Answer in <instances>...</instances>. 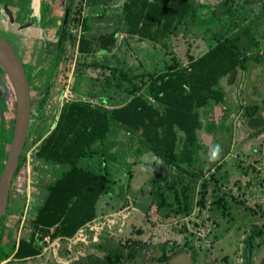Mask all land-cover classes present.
I'll return each mask as SVG.
<instances>
[{"label": "rangeland", "instance_id": "obj_1", "mask_svg": "<svg viewBox=\"0 0 264 264\" xmlns=\"http://www.w3.org/2000/svg\"><path fill=\"white\" fill-rule=\"evenodd\" d=\"M67 1L40 0L39 4L33 1L30 6V0H0V33L10 40L18 41H14L13 48L29 80L31 113L20 153L23 160L13 175L8 201L1 215L2 219L7 213L0 229V248L6 253L10 251L8 246L16 242L17 238L29 236L32 231L31 218L44 193V187L60 173V166L39 160L32 153L42 135L50 128L61 102L84 95L89 78L96 79L95 82L97 78L105 82V91L110 97V93L114 92L110 84L106 83L111 72L99 66L92 68L82 64L83 58L77 54L73 39L79 32V22L68 25L67 21L66 27L70 34L63 43L59 58L53 61L55 39ZM2 2L7 3L12 11V23L7 21L1 8ZM121 2L103 0L99 4H87V0H73L70 8L76 9L74 15L87 18L88 33H97L116 25L114 18L108 17L119 13ZM223 9L225 11L216 20L208 10L197 11L195 28L187 20L186 28L180 27L175 35L170 36L165 49L157 44L145 45L137 38L118 31L115 47L118 60L110 61V64L116 63L126 69L132 66L135 71L140 68L156 71L162 69L171 58L184 64L188 54H199L216 37L228 34L241 24L250 27L258 44L252 52L256 54L255 58H248L244 67L237 68L220 80L223 99L218 104L210 105L205 115L207 120L213 121L214 127L211 131L203 127L197 132L200 148L195 155L193 169L210 166L206 176L211 175L204 206L196 202L200 179H188L185 214L169 217L160 215L157 192L162 177L160 171L152 169L158 160L143 152L133 164L131 153L135 148L134 143L128 141L122 132L108 133L105 143L115 141L108 149V153L115 158L98 151L97 148L104 144L101 142L94 144L79 162L84 167L101 170L104 161L109 170L106 192L96 204V236L94 230L84 224L79 228L83 233L81 240L74 234L52 240L45 236L35 242L39 248L38 254L22 260H8L3 264H99L109 252L121 253L120 259L114 264H164L156 259L158 245H173L174 242L191 245L203 259L214 261L213 264H234L239 260V248L232 250L234 246L228 250L229 263L222 261L219 256L223 248L222 240L234 231L233 225L238 240L246 231L245 228H238V225L242 220L247 222L251 218L241 209L246 206L264 209V154L253 153L248 149V142L241 143L247 136L243 108L264 96V0H227ZM30 10L36 14L39 12V17H29ZM29 20L30 25L18 28L20 23ZM38 28L41 29V36L37 34ZM113 95V99L119 100L125 94L116 90ZM4 96L7 100L5 108L0 110L1 129L8 126L14 114L11 87L5 90ZM8 143L7 137L0 139V149L6 152ZM216 145H220L221 151L218 158L212 161L211 151ZM168 175L167 180L171 182L174 175ZM169 194V191L165 192L168 200L171 199ZM221 194L234 197L226 202L230 213L213 202ZM227 240L231 242L229 238Z\"/></svg>", "mask_w": 264, "mask_h": 264}, {"label": "trees", "instance_id": "obj_2", "mask_svg": "<svg viewBox=\"0 0 264 264\" xmlns=\"http://www.w3.org/2000/svg\"><path fill=\"white\" fill-rule=\"evenodd\" d=\"M87 2L99 4L103 0ZM226 2L122 0L119 13L108 17L114 18L116 25L103 28L97 33H88L87 18L74 15L76 9L70 8L68 25L74 22L80 25L73 39L77 54L83 58L82 64L107 69L112 74L106 83L110 84L114 92L121 90L125 95L119 100L113 99L114 92L110 93V97L105 91V82L102 83L98 78L95 82L96 79L89 78L84 95L61 102L50 128L42 135L32 153L39 160L60 166L61 170L44 187V193L31 218L32 231L29 236L19 237L10 244L9 252L13 250V258L22 259L38 254L39 248L35 242L45 236L51 240L70 237L96 215L98 199L106 192L109 170L104 161L101 170L84 167L79 162L94 144L101 142L104 144L97 148L98 151L115 158L108 153L115 141L105 143L108 133L122 132L128 141L134 143L135 148L131 153L133 164H136L143 152H148L149 156L158 160L152 169L160 171L162 177L157 192L160 215L169 217L185 214L184 199L188 179H200L196 202L204 206L211 175L206 176L210 166L193 169L195 155L200 148L197 132L203 127L209 131L214 127L213 121L207 120L205 115L210 105L218 104L223 99L220 80L237 68L244 67L248 58H255L256 54L252 52L258 44L250 27L241 24L228 34L216 37L199 54H188L184 64L171 58L162 69L156 71L144 68L135 71L132 66L126 69L116 63L110 64V61L118 60L115 50L118 31L137 38L145 45L157 44L165 49L170 36L175 35L180 27L186 28L187 20L195 28L197 11L208 10L216 20L221 12L228 10L223 9ZM69 34L65 26L60 44L52 52L54 62L59 58V52ZM254 106V103L245 105L243 112H252ZM7 133L0 129V139H5ZM4 157L5 152L0 149V170ZM22 160L23 156L19 155L15 172ZM168 173L174 175L171 182L167 180ZM166 191L170 193V200L165 196ZM232 198L231 195L226 197L221 194L213 202L226 208L227 199L231 201ZM172 244H159L156 259L165 263L166 258L175 250L191 247L175 242ZM8 253L0 254V259L8 256ZM120 257L119 252H109L99 264H114Z\"/></svg>", "mask_w": 264, "mask_h": 264}, {"label": "flooded vegetation", "instance_id": "obj_3", "mask_svg": "<svg viewBox=\"0 0 264 264\" xmlns=\"http://www.w3.org/2000/svg\"><path fill=\"white\" fill-rule=\"evenodd\" d=\"M33 1H35V0H30V6H31V3ZM29 17H32L31 16V10L29 12ZM8 26H10L9 23H8ZM6 29H8V27ZM37 34L39 36L42 35L40 28H38ZM1 35L11 44L12 48H13L14 41L16 43H18V41L13 40L12 37H11L12 40H10L8 37H5L3 34H1ZM27 79H28V77H27ZM28 84H29V80H28ZM10 87H11V84L9 82V79H8L6 73L4 72V70L2 69V67L0 66V105H1L0 110H3V108H5V100H7L6 97L4 96L5 90L7 88H10ZM12 92H13V89H12ZM251 103L255 104V106L253 108L254 110L252 112L245 114L242 111L244 124H245L244 127L247 129V132H246L247 136L245 137V139L241 143L246 144L248 142L247 143L248 149H250L253 153L254 152L255 153L261 152L262 154H264V116L261 113V111L264 110V96H261L255 100L251 101L249 104H251ZM30 116H31V113H30ZM12 127H13V115L11 118V122L8 124V126L4 127V129H2L4 131H7L8 133L10 132L9 135L7 133V137L9 136L8 142L10 141L9 139L11 138ZM248 140H250V142ZM13 175L9 181L8 197L10 194L11 184L13 182ZM7 201H8V198H7ZM241 210L247 212V214L251 218L247 222L242 220V222L239 225L237 224L239 226L238 228H240V227L245 228L246 231L243 234V236L238 240L239 237L235 238L234 233L236 230H235V226L233 225L232 228L234 231H232L230 234H228L222 240V244H223L222 247L223 248H222V253L219 257H221L222 261H226V263H229L230 261L228 260V255H229L228 250L232 246H234V248L232 250H235L236 247L239 248L238 249L239 260L237 262H235L234 264H264V209L263 208L262 209L261 208L253 209L251 207L249 208L246 206L244 209H241ZM225 212L230 213L228 206L226 207ZM6 215H7V213L5 212L2 219L0 216V221H1L0 229L2 227V223H3L2 221ZM227 238H229L231 242H228ZM9 247H10V245L8 246V248ZM185 249L187 250V252L189 253V255L191 257L189 259V262L187 259L184 260L182 257L181 258L179 257L180 259H178V261L174 262L173 264H213L214 263V261L203 259L202 255L200 256V254H197L194 251L192 246L190 248H185ZM3 253H4V251L1 250V248H0V254L2 255ZM213 258H215V257H213ZM11 259H13V250L8 253V256L0 259V264H3V262H1L3 260L8 261ZM183 260L185 262H183ZM164 264H166V263H164Z\"/></svg>", "mask_w": 264, "mask_h": 264}, {"label": "water", "instance_id": "obj_4", "mask_svg": "<svg viewBox=\"0 0 264 264\" xmlns=\"http://www.w3.org/2000/svg\"><path fill=\"white\" fill-rule=\"evenodd\" d=\"M71 0L64 4L62 17L59 22V30L55 39V47L60 44L64 29L67 23L68 14L70 11ZM1 8L9 23L13 22V15L7 3H1ZM31 24V20L20 23L18 28L27 27ZM0 66L6 73L14 96V114H13V127L12 134L8 144L5 158L2 162L0 171V216L2 215L6 206L9 181L14 174L18 156L21 153L22 146L27 134L29 121H30V97L28 90V79L21 59L11 44L0 34ZM264 116V110L261 111ZM182 257L184 260L191 258L186 249H177L174 253L170 254L165 263L173 264ZM183 260V262H185Z\"/></svg>", "mask_w": 264, "mask_h": 264}, {"label": "built area", "instance_id": "obj_5", "mask_svg": "<svg viewBox=\"0 0 264 264\" xmlns=\"http://www.w3.org/2000/svg\"><path fill=\"white\" fill-rule=\"evenodd\" d=\"M77 34H78V33H77ZM94 219H95V216H94L92 219H90L89 221L85 222L84 224H86V226H88L89 229H93V230H94V232H95L94 237H95L96 234H97V232H98V228H97V226L94 224ZM84 224H83V225H84ZM79 228H80V227H79ZM79 228L74 232V236L77 235L76 238H78V239L81 240L82 237H83V233H82L81 229H79Z\"/></svg>", "mask_w": 264, "mask_h": 264}, {"label": "clouds", "instance_id": "obj_6", "mask_svg": "<svg viewBox=\"0 0 264 264\" xmlns=\"http://www.w3.org/2000/svg\"><path fill=\"white\" fill-rule=\"evenodd\" d=\"M220 151H221L220 145H216L211 151L210 159L212 161H215L218 158Z\"/></svg>", "mask_w": 264, "mask_h": 264}, {"label": "bare ground", "instance_id": "obj_7", "mask_svg": "<svg viewBox=\"0 0 264 264\" xmlns=\"http://www.w3.org/2000/svg\"><path fill=\"white\" fill-rule=\"evenodd\" d=\"M36 1H37V3L39 4L40 0H35V2H36ZM31 16H32V17H35V18H36V16L39 17V12H37V14L34 13V12H31Z\"/></svg>", "mask_w": 264, "mask_h": 264}, {"label": "crops", "instance_id": "obj_8", "mask_svg": "<svg viewBox=\"0 0 264 264\" xmlns=\"http://www.w3.org/2000/svg\"><path fill=\"white\" fill-rule=\"evenodd\" d=\"M2 3H4V2H2ZM147 154H148V152H146ZM148 156V155H147ZM29 257H31V256H28V257H25V258H22V259H26V258H29ZM22 259H18V258H13V259H11V260H22ZM1 262H3V263H5V262H7L6 260H3V261H1Z\"/></svg>", "mask_w": 264, "mask_h": 264}]
</instances>
